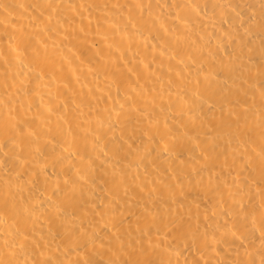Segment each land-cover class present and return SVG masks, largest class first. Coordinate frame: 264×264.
Segmentation results:
<instances>
[{
  "label": "bare ground",
  "instance_id": "6f19581e",
  "mask_svg": "<svg viewBox=\"0 0 264 264\" xmlns=\"http://www.w3.org/2000/svg\"><path fill=\"white\" fill-rule=\"evenodd\" d=\"M0 264H264V0H0Z\"/></svg>",
  "mask_w": 264,
  "mask_h": 264
}]
</instances>
